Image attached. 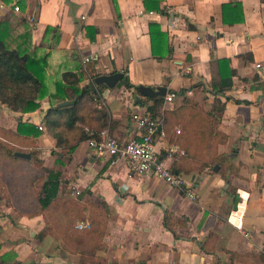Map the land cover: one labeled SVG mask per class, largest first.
<instances>
[{
    "label": "crops",
    "instance_id": "0c3cea01",
    "mask_svg": "<svg viewBox=\"0 0 264 264\" xmlns=\"http://www.w3.org/2000/svg\"><path fill=\"white\" fill-rule=\"evenodd\" d=\"M230 1L241 3L243 22L222 21V4ZM161 7L165 14L146 10L141 0H0V19L7 17L17 34L24 31L21 20L25 19L32 46L38 56L46 57L50 93L56 82H63L65 72L81 76L79 88L87 86L89 61L96 76L115 72L124 76L125 71L136 87L164 86L166 95L175 93L172 101L165 95L161 112L179 107L183 97L208 110L214 97L209 91L211 55L229 58L236 75L225 92L230 99L218 125L228 137L218 153L226 155L234 168L233 174H227L228 181L208 168L180 172L195 193L192 200L184 189L169 186L151 171L132 174L126 158L98 153L89 146L90 138L71 150L57 148L43 124L50 107L48 96L30 113L0 105V125L15 127L19 118L41 125L36 138L39 157L45 167L61 173V189L80 195L84 202L106 203L109 214L98 260L107 264H257L260 254L264 257V86L259 85L264 82V0H163ZM150 22H156L164 34L162 38L156 34L154 41L156 55L162 58L152 54ZM48 27L51 31L46 33ZM254 76L259 80H253ZM96 86V107L108 113L105 129L127 143L137 136L131 114H149L147 108L158 99L140 95L122 79L113 87ZM181 89L185 94L178 93ZM180 125L169 124L155 140L157 158L170 171L187 155L181 144L193 142L181 136ZM200 152L204 154L197 151L195 155ZM4 209L19 227L12 234L4 232L5 227L0 229L2 252L15 251L21 264H78V255L50 236L41 247L37 245L40 249H33L30 243L46 226L44 215L24 214L6 204ZM166 210L179 219L187 218L177 237L164 227ZM211 233L216 235L214 250L204 252L200 242ZM231 252L236 256L231 257Z\"/></svg>",
    "mask_w": 264,
    "mask_h": 264
},
{
    "label": "trees",
    "instance_id": "16d2710c",
    "mask_svg": "<svg viewBox=\"0 0 264 264\" xmlns=\"http://www.w3.org/2000/svg\"><path fill=\"white\" fill-rule=\"evenodd\" d=\"M146 10H153L161 14L166 11L161 7L163 0H141ZM244 20L240 2L222 4V21L233 25ZM24 24V31L17 30L11 25L7 17L0 19V105L20 113L34 112L40 107V100L48 96L50 107L45 111L43 124L49 135L56 140V147L73 149L77 143L88 138L97 137L99 132L108 125V113L104 108L96 107V85L93 79L96 74L89 61L86 71L91 82L82 88L78 87L81 76L72 72L62 74V81L55 83L54 92L50 93L46 84V57L38 56L36 47L31 43L30 29ZM51 28H46V33ZM149 33L152 44V54L158 58L154 41L155 35L164 37L156 22L149 23ZM168 52V50H166ZM211 85L209 91L213 94L211 107L206 110L193 98L183 97L182 104L172 110L161 112L164 98L154 100L147 108L149 115L161 118L157 134L165 130L169 124H181V136L191 137L193 142L184 141L186 156L182 157L171 167L173 173L199 172L208 168L213 172L214 165H218L219 173L225 181L227 174L234 173V168L228 157L218 153L219 145L225 144L228 137L218 130L226 101L230 97L225 92L233 86L236 70L231 67L229 58H217L211 55ZM253 80H259L254 76ZM125 86L135 87L127 75L122 78ZM264 86V82L259 83ZM138 93V90H136ZM181 89L179 94H185ZM221 97L225 100L222 101ZM148 99V98H145ZM69 100L68 104L60 103ZM236 103L249 102L234 100ZM176 119V120H175ZM174 120V122H172ZM176 121V122H175ZM33 124L18 119L15 127L0 125V191L6 199L7 206L24 214H42L46 218V226L36 235V240L42 241L50 236L62 242V247L69 253L78 255V264H107L106 260H98L96 253L103 250L108 206L105 202L94 204L84 202L80 195L72 194L70 190L61 189V173L44 166L39 157L37 136L40 131ZM197 151L200 155H195ZM15 152L30 153L26 160L14 155ZM26 169V170H25ZM26 172L28 174H26ZM8 174V175H7ZM26 175V176H25ZM12 177L8 184L7 177ZM27 180H26V178ZM43 178L40 187H36L38 179ZM4 181L6 184H4ZM16 185V186H15ZM16 187V189H15ZM30 198L29 203H23ZM77 219H88L89 229H74L72 224ZM164 227L177 233L187 225V218H177L173 212L166 210L163 219ZM216 235L211 233L200 242L204 252L214 250L213 242ZM212 243V245H211ZM0 264H21L15 251H1ZM231 257L236 253L231 252ZM257 264H264V257L260 254ZM111 264H117L112 261Z\"/></svg>",
    "mask_w": 264,
    "mask_h": 264
},
{
    "label": "built area",
    "instance_id": "2783aa9c",
    "mask_svg": "<svg viewBox=\"0 0 264 264\" xmlns=\"http://www.w3.org/2000/svg\"><path fill=\"white\" fill-rule=\"evenodd\" d=\"M14 10L18 11L19 7L15 6ZM88 60L86 58L84 62ZM174 97L175 93H169L165 98L167 101H172ZM131 120L136 127L137 136L127 143H121L110 135L108 130L103 129L97 137H92L88 140L89 146L100 154L107 153L126 158L132 174L143 175L151 171L169 186L184 189L186 195L190 199L195 200V193L188 189L187 185L189 184L185 176L180 173L171 172L157 158L155 140L160 124L159 119L146 113L133 112ZM38 129L42 130L43 127L38 125ZM90 227L91 225L88 221H78L75 224V228L78 230L89 229Z\"/></svg>",
    "mask_w": 264,
    "mask_h": 264
},
{
    "label": "water",
    "instance_id": "95a60500",
    "mask_svg": "<svg viewBox=\"0 0 264 264\" xmlns=\"http://www.w3.org/2000/svg\"><path fill=\"white\" fill-rule=\"evenodd\" d=\"M122 77V72H115L108 75H98L93 79V81L96 85L105 84L108 87H113L118 81L122 79ZM137 90L140 95L153 99H161L166 95V87L164 86H157L156 88H153L146 85H139ZM66 104H68V101L60 103V105ZM14 155L23 159H30V153L15 152ZM218 167V165H214L212 170L216 172Z\"/></svg>",
    "mask_w": 264,
    "mask_h": 264
},
{
    "label": "rangeland",
    "instance_id": "374dc122",
    "mask_svg": "<svg viewBox=\"0 0 264 264\" xmlns=\"http://www.w3.org/2000/svg\"><path fill=\"white\" fill-rule=\"evenodd\" d=\"M6 123H8V122H6ZM26 170V169H25ZM26 174H28L27 172H26ZM8 175V174H7ZM26 176V175H25ZM7 177V176H6ZM26 178V177H25ZM12 179V177L10 176V177H7V180H8V184L9 185H11L12 183L11 182H9L10 180ZM14 179V178H13ZM13 179H12V181H13ZM42 179L43 178H40V179H38V183H40L41 181H42ZM26 180H27V178H26ZM4 184H6V182L4 181ZM16 186V185H15ZM15 189H16V187H15ZM30 202V198H26L25 199V201H23V203H29ZM5 204L6 205H8L7 203H6V199L5 198H3V196H2V191H0V229L2 230L3 229V227H5V230H4V232H8L9 234H12L14 231H17V229H18V222H16L14 219H12L11 218V216L9 215L8 216V214H7V212H6V210L4 209V206H5ZM78 221H88L89 223H91L88 219H85V220H83V219H77L76 221H74V223L72 224V226H73V228L74 229H76L75 228V224L78 222ZM91 225V224H90ZM3 232V231H2ZM35 239H36V237H35ZM31 242V241H30ZM42 241H32V243H30L31 244V246L33 247V249L35 250V249H40V247H41V245H40V243H41ZM2 243V242H1ZM37 245H40V247L39 246H37ZM49 246V248L51 249V244H49L48 245Z\"/></svg>",
    "mask_w": 264,
    "mask_h": 264
}]
</instances>
